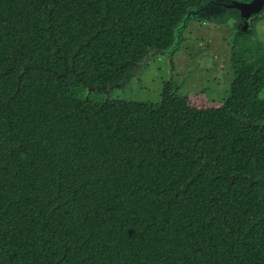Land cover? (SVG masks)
Masks as SVG:
<instances>
[{"label": "trees", "instance_id": "trees-1", "mask_svg": "<svg viewBox=\"0 0 264 264\" xmlns=\"http://www.w3.org/2000/svg\"><path fill=\"white\" fill-rule=\"evenodd\" d=\"M206 1L0 0V264H264L259 41L220 107L106 98Z\"/></svg>", "mask_w": 264, "mask_h": 264}, {"label": "rangeland", "instance_id": "rangeland-1", "mask_svg": "<svg viewBox=\"0 0 264 264\" xmlns=\"http://www.w3.org/2000/svg\"><path fill=\"white\" fill-rule=\"evenodd\" d=\"M230 16L225 17L227 21ZM253 39L259 41L256 59L264 65V19L255 24ZM235 23L228 21H192L182 33L183 41L171 58L154 55L139 74L110 99L158 102L164 84L172 78L182 86L192 106L220 107L233 82L230 42Z\"/></svg>", "mask_w": 264, "mask_h": 264}, {"label": "water", "instance_id": "water-1", "mask_svg": "<svg viewBox=\"0 0 264 264\" xmlns=\"http://www.w3.org/2000/svg\"><path fill=\"white\" fill-rule=\"evenodd\" d=\"M230 15L240 18L238 26L231 37L232 51L237 48V38H252L254 35L253 24L260 16H264V0H207L197 8L191 9L185 16L184 21L175 33L174 45L164 56L171 58L180 47L183 36L182 33L192 21H220ZM231 51V52H232ZM109 99L110 96L106 95Z\"/></svg>", "mask_w": 264, "mask_h": 264}, {"label": "flooded vegetation", "instance_id": "flooded-vegetation-1", "mask_svg": "<svg viewBox=\"0 0 264 264\" xmlns=\"http://www.w3.org/2000/svg\"><path fill=\"white\" fill-rule=\"evenodd\" d=\"M242 1H249V0H242ZM262 19H264V16H260V17H258L256 20H254V21H255L254 24H253V29H254V30H256L255 24H256V23L258 24V22H260V20H262ZM230 20L233 21V22L235 23V28H234V30H233V33H234L235 30H236V28H237V26H238V23H239L240 18L237 17L236 15H230L228 21H230ZM233 33H232V34H233Z\"/></svg>", "mask_w": 264, "mask_h": 264}]
</instances>
